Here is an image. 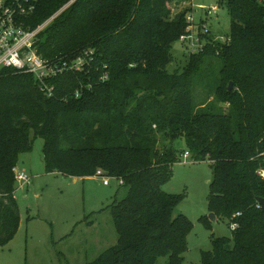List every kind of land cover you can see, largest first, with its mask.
<instances>
[{"label": "trees", "instance_id": "trees-1", "mask_svg": "<svg viewBox=\"0 0 264 264\" xmlns=\"http://www.w3.org/2000/svg\"><path fill=\"white\" fill-rule=\"evenodd\" d=\"M70 1L39 0L27 24L38 27ZM173 1L70 3L39 33L38 52L51 61L90 52L93 60L56 77L53 96L33 74L2 73L0 246L21 220L14 168L40 137L47 173L116 178L128 188L108 206L117 243L88 264H156L160 257L184 264L193 222L175 213L184 194L163 189L184 137L193 160L211 163L209 212L239 223L231 237L212 236L202 262L264 264V211L257 207L264 197V0H222L230 42L190 54L170 71L191 8L176 12ZM200 219L210 226L206 215Z\"/></svg>", "mask_w": 264, "mask_h": 264}, {"label": "rangeland", "instance_id": "rangeland-1", "mask_svg": "<svg viewBox=\"0 0 264 264\" xmlns=\"http://www.w3.org/2000/svg\"><path fill=\"white\" fill-rule=\"evenodd\" d=\"M176 12L193 5L196 21L206 18L200 6H218V14L207 17L214 35L230 34V14L222 0H174L170 3ZM174 61L170 71L182 69L188 62L190 50L180 39L173 44ZM220 63L209 68L211 75L218 72ZM204 83L197 86L202 91ZM179 161L173 165V174L163 189L168 193L184 194L175 213L185 214L193 228L188 235V250L184 264H204L202 251L212 250V236L231 237L228 218H209L208 195L213 177L209 160L195 161L188 151L186 140L180 138ZM44 140L35 139L33 149L20 156L18 168L30 177L28 182L17 180L15 196L19 205L20 225L15 236L0 246V264H88L106 248L118 241V233L108 206L115 198L126 196L128 188L116 178L70 177L61 173H47L43 154ZM207 217L206 226L201 217ZM168 257H160L156 264H168Z\"/></svg>", "mask_w": 264, "mask_h": 264}, {"label": "built area", "instance_id": "built-area-1", "mask_svg": "<svg viewBox=\"0 0 264 264\" xmlns=\"http://www.w3.org/2000/svg\"><path fill=\"white\" fill-rule=\"evenodd\" d=\"M73 1L75 0H71L45 23L33 28L27 24L26 18L36 10L39 0H0V76L7 69L33 74L39 88L50 97L56 90L54 83L56 77L71 71H82L90 65L93 60L90 52L78 55L74 59L59 61L45 59L38 52V36L41 30ZM188 6L191 8L186 14L187 25L179 39L188 46L190 54L204 52L209 45L230 42L229 35H214L207 24V17L211 18L218 14V6H200L206 10V18L198 21L194 18L193 5ZM189 156V152L184 154L185 158ZM14 172L16 180L21 183L29 181L30 177L24 170L15 167ZM101 173L102 171L98 170V174ZM107 179L108 177H105V184H109ZM257 207L262 208L259 203ZM240 214L237 213L236 216ZM230 226L233 231L239 227V223L232 220Z\"/></svg>", "mask_w": 264, "mask_h": 264}, {"label": "water", "instance_id": "water-1", "mask_svg": "<svg viewBox=\"0 0 264 264\" xmlns=\"http://www.w3.org/2000/svg\"><path fill=\"white\" fill-rule=\"evenodd\" d=\"M232 86H233V82L231 81L230 84H229V89H231ZM257 202L261 205L262 210L264 211V197H257ZM209 218L211 220H215L216 219V215L213 212H210Z\"/></svg>", "mask_w": 264, "mask_h": 264}, {"label": "crops", "instance_id": "crops-1", "mask_svg": "<svg viewBox=\"0 0 264 264\" xmlns=\"http://www.w3.org/2000/svg\"><path fill=\"white\" fill-rule=\"evenodd\" d=\"M107 185V184H106Z\"/></svg>", "mask_w": 264, "mask_h": 264}]
</instances>
